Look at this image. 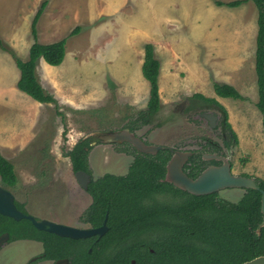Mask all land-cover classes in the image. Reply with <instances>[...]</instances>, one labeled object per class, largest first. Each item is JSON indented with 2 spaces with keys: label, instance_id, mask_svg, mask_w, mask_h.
<instances>
[{
  "label": "rangeland",
  "instance_id": "374dc122",
  "mask_svg": "<svg viewBox=\"0 0 264 264\" xmlns=\"http://www.w3.org/2000/svg\"><path fill=\"white\" fill-rule=\"evenodd\" d=\"M41 1L0 0L5 48H0V88L10 80L13 88L19 76L9 51L26 58L33 42L30 24ZM215 1L231 0H46L36 39L47 43L65 38V54L58 65L39 58L35 73L55 102H37L20 90L0 91V153L12 162L17 176L14 186L5 187L27 213L38 220L86 226L81 215L90 196L66 154L94 131L129 128L145 143L180 150L205 149L214 141L233 174L264 178V117L255 106L257 9L251 0L236 7ZM145 43L153 45L159 61L160 109L152 121L137 118L149 91L140 70ZM213 82L233 85L243 98L217 96ZM195 92L225 108L237 143L216 108L204 110L218 115L221 126L217 121L215 128L199 109L184 110ZM88 138L90 143L93 139ZM126 143L89 144L91 177L125 174L133 157L132 145ZM243 191L231 187L217 194L236 201ZM41 248L36 241L12 240L0 248V264H25Z\"/></svg>",
  "mask_w": 264,
  "mask_h": 264
},
{
  "label": "trees",
  "instance_id": "16d2710c",
  "mask_svg": "<svg viewBox=\"0 0 264 264\" xmlns=\"http://www.w3.org/2000/svg\"><path fill=\"white\" fill-rule=\"evenodd\" d=\"M246 1L215 2L236 7ZM251 1L257 9L255 106L264 117V0ZM45 5L46 0H42L32 18L33 42L26 58L21 59L9 51L19 70L17 88L40 103L55 102V99L37 79V61L41 58L49 65L60 64L66 42L65 38L47 43L37 41L36 23ZM77 30L75 27L70 33ZM0 48L5 50L1 39ZM143 48L141 74L148 82L149 91L146 106L137 111V118L152 121L160 109L159 61L151 43H145ZM212 88L219 97L243 98L229 83L213 82ZM187 101V110L216 108L222 115V125L237 143L227 112L215 98L195 92ZM86 147L90 148L89 138H80L66 154L74 172H89ZM131 149L133 157L125 174L105 173L87 183L86 191L91 202L83 211L81 220L96 227L107 214L108 229L98 239L94 236L78 239L59 236L37 229L26 218L15 220L3 214H0V232L7 231L11 240H39L46 258L68 256L69 264H129L130 259H134V264H239L264 254V225L259 233L255 231L262 219L258 189L244 188L236 201L219 197L217 192L192 194L163 180L165 164L171 155L168 148L159 149L154 154L139 152L133 146ZM188 162L190 165L185 164L184 170L190 167L187 175L192 177L205 164L199 154L197 158L190 156ZM253 178L259 189L264 190V178ZM0 181L8 187L17 181L12 162L1 153ZM15 205L25 212L22 203L15 201Z\"/></svg>",
  "mask_w": 264,
  "mask_h": 264
},
{
  "label": "water",
  "instance_id": "95a60500",
  "mask_svg": "<svg viewBox=\"0 0 264 264\" xmlns=\"http://www.w3.org/2000/svg\"><path fill=\"white\" fill-rule=\"evenodd\" d=\"M201 115L208 118H215L214 114L202 112ZM91 137L93 140L89 143L94 144L95 141L120 143L128 142L137 151L143 153H156L157 150L163 149L166 146L161 144H148L140 139L136 134L131 132L129 128H122L119 130L108 129L106 131H94L88 133L84 138ZM86 149V148H85ZM172 154L165 166L164 181H167L174 186L185 190L189 193L201 195L211 192H217L224 188L238 187V188H253L258 189L261 193L260 197V211L262 219L255 229L259 233L261 226L264 225V190L259 189L253 177L233 174L231 165L226 157L217 156L215 153H205L204 158L221 159L220 165H208L194 178L189 177L182 169L185 161H187L190 151L187 150H171ZM76 180L82 188H86L89 181V174L83 170H77L74 173ZM0 214L9 216L15 220L26 218L30 220L32 225L39 230H44L63 237L83 238L94 234L101 235L106 229L105 218L102 225L98 227L76 228L73 226L61 224L55 221L40 219L37 220L33 215L27 214L19 210L14 202V195L12 192L0 186ZM7 233H4L0 239H7ZM67 259L57 260L56 263L66 262ZM239 264H264V254L255 256L249 260L243 261Z\"/></svg>",
  "mask_w": 264,
  "mask_h": 264
},
{
  "label": "flooded vegetation",
  "instance_id": "af4514ba",
  "mask_svg": "<svg viewBox=\"0 0 264 264\" xmlns=\"http://www.w3.org/2000/svg\"><path fill=\"white\" fill-rule=\"evenodd\" d=\"M188 102V101H187ZM187 105H188V103H187ZM187 105H184V110L186 109V107L185 106H187ZM197 109H199V108H197ZM200 110V113H199V115L201 116V117H203V118H205L206 120H207V122H208V124H209V126L211 127V128H215L216 126H217V121H218V124L220 125V120H218V115L217 114H215V113H213V112H208V111H204L205 109H199ZM217 111V110H216ZM202 112H206V113H209V114H214L216 117L215 118H208V117H206V116H203V115H201V113ZM218 112V111H217ZM219 114H220V112H218ZM220 119V118H219ZM222 123V122H221ZM221 126V125H220ZM221 129H223V126L222 127H220ZM222 135H221V138H222V141H223V143H224V141H225V134H224V131H222V133H221ZM166 146V145H165ZM208 147L207 148H205V149H201V150H187V151H190V154H189V156H188V159H187V161H185V163H184V165L185 164H187V165H190V162H188L189 161V157L191 156H195V158H197V155L199 154L200 155V160H203L204 162H205V164L200 168V170L197 172V174H195V176H197L205 167H207L208 165H220L221 163H222V161H221V159H216V158H213V157H211V158H204L203 157V155L205 154V153H210V154H212V153H215V154H217V156H221V157H225L224 156V153L220 150V148H219V144H217L216 142H214V141H210L209 143H208V145H207ZM213 147H215L216 149L214 150L213 149ZM165 148H168L169 150H170V152H171V150H180V149H173V148H170V147H168V146H166ZM164 149V148H163ZM171 154H172V152H171ZM171 156V155H170ZM170 158V157H169ZM169 158H168V160H169ZM167 160V161H168ZM229 161V160H228ZM167 163V162H166ZM230 163V162H229ZM184 165H183V167H182V169H183V171L187 174V172L189 171V169H190V167H186L185 168V170H184ZM231 165V164H230ZM165 166H166V164H165ZM128 169V168H127ZM127 172V171H126ZM75 173V172H74ZM88 174H89V181H90V179L92 178L91 177V175H90V171L89 172H87ZM195 176H189V177H192V178H194ZM88 181V182H89ZM87 182V183H88ZM0 186H2V187H4V188H6V189H8L7 187H5V185L3 184V185H0ZM9 190V189H8ZM84 190H85V192L87 193V191H86V188H84ZM218 192V191H217ZM88 194V193H87ZM89 195V194H88ZM90 196V195H89ZM90 200H91V198H90ZM16 201V199L14 198V202ZM18 202V201H17ZM91 202V201H90ZM24 209V208H23ZM22 212H23V210H21ZM24 211H25V209H24ZM24 213H27L26 211L24 212ZM28 214V213H27ZM30 214V213H29ZM32 215V214H31ZM106 215L107 214H105L104 215V217H103V219H102V222H101V224L100 225H102V223H103V220H104V218H105V225H106ZM38 220V219H37ZM40 220V219H39ZM83 223H85L86 224V226H81V227H79V228H88V227H92V226H90L89 225V223H87V222H84V221H82ZM100 225H98V226H100ZM98 226H96V227H98ZM107 229H108V227H107V225H106V229L103 231V233L101 234V235H98V234H94V235H91V236H94L95 237V239H98L99 237H101L106 231H107ZM4 233H7V235H8V237H7V239H5V240H2V239H0V248H2L6 243H8V242H10V241H12L11 239H10V235H9V233L7 232V231H2V232H0V237H2L3 236V234ZM90 237V236H89ZM83 238H86V237H83ZM75 239V238H74ZM76 239H78V238H76ZM14 240H28V241H30V240H32V241H36V242H39L40 243V247L42 246V248H41V252L39 253V254H37V255H35V256H33V257H30L29 259H28V261L25 263V264H33L34 262H36V264H69V257L68 256H63V257H59V258H55V259H50V258H46L45 257V255H44V252H43V245H42V242L41 241H39V240H35V239H29V238H25V239H14ZM90 248H88V250H89ZM67 259V261L66 262H61V263H56L57 262V260H61V259ZM129 264H134V259H130L129 260Z\"/></svg>",
  "mask_w": 264,
  "mask_h": 264
},
{
  "label": "crops",
  "instance_id": "0c3cea01",
  "mask_svg": "<svg viewBox=\"0 0 264 264\" xmlns=\"http://www.w3.org/2000/svg\"><path fill=\"white\" fill-rule=\"evenodd\" d=\"M153 19V18H152ZM208 35V34H207ZM203 37H204V39H207L209 42H210V40H211V36L210 37H207L206 36V34L204 33L203 35H202ZM43 60V59H42ZM46 63V62H45ZM46 65V64H45ZM49 65V64H48ZM48 65H46L47 67H51V66H48ZM141 67V66H140ZM140 70H141V68H140ZM16 74V73H15ZM16 77H15V81H14V85H13V88H11L12 87V82H11V80L9 81V82H7L6 83V85H4V87H1L0 88V91H2V93L4 92V91H7L8 92V90L9 91H11V89H12V91L13 92H10V93H12V94H15L16 93V91H18L19 92V89L17 88V86H16V83H17V80H18V77L19 76H17V75H15ZM5 88H7L8 90H4ZM22 92V91H21ZM9 93V94H10ZM17 94V93H16ZM25 94V93H24ZM31 98V97H30ZM34 100V99H33ZM38 102V101H37Z\"/></svg>",
  "mask_w": 264,
  "mask_h": 264
},
{
  "label": "clouds",
  "instance_id": "9594fccd",
  "mask_svg": "<svg viewBox=\"0 0 264 264\" xmlns=\"http://www.w3.org/2000/svg\"><path fill=\"white\" fill-rule=\"evenodd\" d=\"M242 175V174H241Z\"/></svg>",
  "mask_w": 264,
  "mask_h": 264
}]
</instances>
